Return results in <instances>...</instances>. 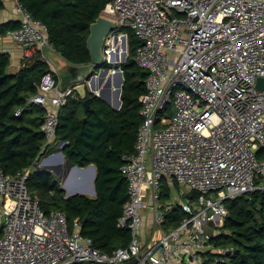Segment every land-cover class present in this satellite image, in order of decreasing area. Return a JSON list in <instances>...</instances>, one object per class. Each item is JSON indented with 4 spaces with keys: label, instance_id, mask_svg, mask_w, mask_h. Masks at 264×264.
I'll use <instances>...</instances> for the list:
<instances>
[{
    "label": "built area",
    "instance_id": "2783aa9c",
    "mask_svg": "<svg viewBox=\"0 0 264 264\" xmlns=\"http://www.w3.org/2000/svg\"><path fill=\"white\" fill-rule=\"evenodd\" d=\"M15 2L21 25L8 35L25 57L37 47L46 59L44 50L54 49L48 26ZM101 15L117 28L105 53L128 27L142 41L135 61L148 72L134 151L122 156L128 200L118 226L131 231V241L102 251L82 234L81 220L70 226L65 212L43 211L28 188L35 164L13 174L0 168V264H122L135 257V264H224L235 248L213 240L229 215L225 201L264 189L257 183L264 176V89L256 88L264 77V0H110ZM75 93L74 84L61 89L49 72L28 100L45 110L43 152L66 144L57 129ZM66 176L62 185L68 170ZM163 179L197 198L180 225L158 235L173 204L162 200ZM146 209L152 226L143 235Z\"/></svg>",
    "mask_w": 264,
    "mask_h": 264
},
{
    "label": "trees",
    "instance_id": "16d2710c",
    "mask_svg": "<svg viewBox=\"0 0 264 264\" xmlns=\"http://www.w3.org/2000/svg\"><path fill=\"white\" fill-rule=\"evenodd\" d=\"M20 1L48 26L50 42L66 61L74 64L90 62L87 48L90 25L110 0ZM20 25L19 20L0 24V36H7L8 31ZM124 29L121 31L126 32ZM131 30L126 32L129 52L122 64L125 78L122 107L116 110L88 93L92 100L90 110L86 111L83 99L74 94L60 112L57 140L66 141V144L59 150L72 165L96 166V195L77 193L67 196L61 184L66 173L56 175L45 167L37 166L28 180L29 191L39 200L44 212H65L70 226L76 219L81 220L82 234L92 238L95 247L108 254L128 246L132 238L128 228L118 226L128 200V182L121 166L122 156L134 151L142 122L141 98L146 93L148 72L135 61L136 50L142 41ZM10 65L11 55L0 50V168L13 174L58 148L42 151L45 136L41 125L45 110L39 104L28 103L46 73H53L57 79L58 75L39 50L24 57L18 71L10 72ZM102 67L110 69L112 65L105 62ZM17 109H22L20 115H16ZM171 111L172 106H168L165 112ZM262 182L264 176L257 179L258 184ZM172 183L178 184L175 181L169 184L166 179L162 181L163 202L172 196ZM189 197L195 201L197 194L192 192ZM225 205L229 215L221 233L213 240L216 246L235 248L224 264H264V189L229 198ZM189 214L186 208L174 204L165 215L163 228L177 227Z\"/></svg>",
    "mask_w": 264,
    "mask_h": 264
},
{
    "label": "water",
    "instance_id": "95a60500",
    "mask_svg": "<svg viewBox=\"0 0 264 264\" xmlns=\"http://www.w3.org/2000/svg\"><path fill=\"white\" fill-rule=\"evenodd\" d=\"M116 22L115 20L108 18L106 16L100 15L94 22L90 25V33L87 39V48L89 50L91 60L89 63L84 64H74L69 61L64 62V64L59 68V86L61 89L66 88L68 85H75V90L79 91L80 93H83L82 99H83V105L86 111L90 110L91 107V100L92 96H89L88 93H92L96 95L97 97L103 99L106 101L109 105H111L114 109L119 110L122 107V89L123 84L125 81L124 78V71L120 68L121 71V77L122 80L120 82L119 88L116 90V99L114 104L111 103V89L109 90V97H102L98 95L95 91H93L91 88H87L88 81H91L95 75L99 72L102 73L104 70L107 72L108 69L102 67L105 62H107L106 53H105V41L108 35L113 32L116 28ZM118 38V35L116 36ZM128 55V53H127ZM126 57L123 59V62H125ZM122 62V63H123ZM256 88L258 90L264 89V77H259L256 83ZM86 117L84 118V120ZM60 156H63V152H59ZM68 173L71 175L72 170H87L90 169L94 171V174L92 175V179L90 184H92V191L91 193L93 196H95V178L97 175L96 166L94 164H91L87 167H80L78 165H72L71 163H68ZM50 166V165H49ZM50 170H53L56 174H59V171L61 169V165L59 166H50ZM80 184H77L78 186ZM62 188L66 189L67 196L73 195V194H84V190H71L67 187L66 183L62 185ZM138 258L135 257L131 261L124 262L122 264H135L137 262Z\"/></svg>",
    "mask_w": 264,
    "mask_h": 264
},
{
    "label": "crops",
    "instance_id": "0c3cea01",
    "mask_svg": "<svg viewBox=\"0 0 264 264\" xmlns=\"http://www.w3.org/2000/svg\"><path fill=\"white\" fill-rule=\"evenodd\" d=\"M1 1H2V7L0 8V24H3V23L8 22V21H12V20H14V21L15 20H19L20 19V15H19L18 11L16 10V2H15V0H1ZM121 34H124L128 38V34L127 33L123 32ZM124 39L126 40V38H124ZM126 42H127V40H126ZM127 44H128V42H127ZM0 50L6 51V52H8L11 55V65H10L9 71L10 72L18 71V69L21 67L22 60L25 57V47L21 46L20 44L15 43L11 39V37L9 35H7V36H0ZM38 50L40 51L39 48L35 47V48H33L31 53L33 54L34 52H36ZM44 53H45V56H46V60L51 65L53 71L55 73H57V75H59V68L64 64L65 59L55 49L46 48L44 50ZM126 54H124V57L126 56ZM124 57L122 58V61H123ZM106 69H108V68H106ZM120 72L121 71L119 70V72H118L119 74L118 75L121 77V73ZM93 79L91 80L92 82H93ZM58 81H59V77H58ZM91 81H88V83L91 82ZM120 82H121V80L119 81V84H120ZM89 87L93 91H95L98 95L107 98V95L105 96V95L100 94L99 92H97L95 90L94 86H89ZM118 88H119V85H118ZM75 94H78L79 97L82 99V96H83L82 92L80 93L79 91H76ZM115 99L116 98H112L111 99V103L112 104H114ZM57 150L61 151V150H59V148H57V149L50 150L47 154L41 155L36 160L35 165L38 166V167H45L47 169H49L50 166H59V165H61V169L59 171V174L62 171H66L67 172L69 164L67 162V166H66V168H64L65 161H67V160H65L64 154H63V156H60V154H59V152H57ZM62 158L64 159V163L62 162ZM41 161L43 162V164H41ZM51 171L53 172V170H51ZM89 171L90 170L87 169L85 173L81 174L82 175L81 178L85 180V184L83 183L84 185L80 184L78 186L75 185V189H74L75 191L76 190H80V191L84 190V192H85L84 194H86L87 189H88V187H87L88 175H91V174L93 175L94 174L93 169H92V173L91 174H89ZM96 171H97V169H96ZM56 175H58V174H56ZM88 186L90 188V186H91L90 182H89ZM172 193H173V188H172ZM177 203H178V201H176V204ZM178 204H180V203H178ZM173 205L174 204H172V206ZM180 205L183 206L182 204H180ZM172 206H171V208H172ZM146 226H147V229H146L147 232L144 235H147L148 232L150 231V228L152 226V222L151 221L150 222L147 221ZM161 230L162 231H167L166 229L163 228V225H162V228L157 231L158 235L161 234Z\"/></svg>",
    "mask_w": 264,
    "mask_h": 264
},
{
    "label": "rangeland",
    "instance_id": "374dc122",
    "mask_svg": "<svg viewBox=\"0 0 264 264\" xmlns=\"http://www.w3.org/2000/svg\"><path fill=\"white\" fill-rule=\"evenodd\" d=\"M121 29H124V27L121 28ZM116 30H117V28H116ZM124 30L126 32H128V30H131V29L127 27ZM131 31H133V30H131ZM124 38H126V40L128 42L127 36H125L124 34H121V35L119 34L118 35V38H115L113 40V42L111 43V47H107L106 48V58H107V62H109L112 65L113 68L108 69L107 72L104 70L102 73H100V74L98 73L97 75H95L94 76V79H93V82L92 81L89 82L88 85L86 86V89L87 88L90 89L89 86H94V87L97 86V81H95L96 79H98V80H102V79H105V78H108V79L111 78L112 79L114 73L117 72V71H119L120 68L122 69V64H123L122 63L123 62L122 61V58L124 57L123 55L129 52V48L127 47L128 44H127V42H126V40ZM113 50H120L121 51V54H122L121 59L114 60L112 58ZM121 80H122V77H121ZM119 86H120V84H119ZM95 90L97 91V87H95ZM109 106H111V105H109ZM57 152H60V151L57 150ZM42 161H41V164H43ZM62 162L64 163V159L63 158H62ZM66 166H67V161H65L64 168H66ZM64 172H66V171H62L63 174H64ZM91 173H92V170L89 171V174H91ZM81 174H82V172L80 170H73L72 173H71V175H70V177H69V179H68V181H69L68 183L71 182L70 184L72 186H75V185L81 183L82 182V180H81V176L82 175ZM66 178H67V176L65 178H63L62 183H64L66 181ZM91 179H92V174L91 175H88V180L86 179L87 180V183H88L87 184L88 189H87L86 194L89 195V196H93L91 193H89L90 190H89V186H88L89 185V182H91ZM170 183L171 182L169 181V184ZM171 187L173 188V193H172V196L170 198V201L173 204H176V201H178V203L182 204L187 210L190 209L191 208V204H190V200L191 199H190L189 196L192 194V191L189 188H187V187H185V186H183L181 184L174 185L172 183ZM165 204H167V203H165ZM149 211H150L149 209H146V212H144L145 221H144V224L142 226V234L143 235L147 232V230H146L147 229V226H146L147 221L150 222L152 220V214L149 213ZM215 257L216 256L213 255L212 256V260H214Z\"/></svg>",
    "mask_w": 264,
    "mask_h": 264
},
{
    "label": "bare ground",
    "instance_id": "6f19581e",
    "mask_svg": "<svg viewBox=\"0 0 264 264\" xmlns=\"http://www.w3.org/2000/svg\"><path fill=\"white\" fill-rule=\"evenodd\" d=\"M123 53V52H122ZM121 51L120 50H113V55H112V58L114 60H117V59H121ZM124 56V55H123ZM119 71L115 72L114 75H113V78L111 79H108V78H105V79H102V80H98L96 79L95 81H97V91L100 93V94H103V95H107V98L109 97V90L108 89H111L112 92H111V99L112 98H116V90L118 89V85H119V81L121 80V77L118 75ZM112 77V76H111ZM71 183V182H70ZM70 183L67 184V187L71 190H74L75 189V186H72ZM74 185V184H73ZM92 184L90 186V190L92 191Z\"/></svg>",
    "mask_w": 264,
    "mask_h": 264
}]
</instances>
